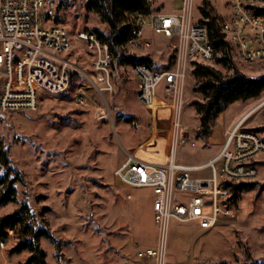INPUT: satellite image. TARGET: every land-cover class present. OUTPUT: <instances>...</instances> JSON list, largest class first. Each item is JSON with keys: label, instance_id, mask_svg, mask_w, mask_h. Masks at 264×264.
<instances>
[{"label": "rangeland", "instance_id": "374dc122", "mask_svg": "<svg viewBox=\"0 0 264 264\" xmlns=\"http://www.w3.org/2000/svg\"><path fill=\"white\" fill-rule=\"evenodd\" d=\"M84 3L67 0L55 18L69 31L73 45L62 55L92 74L85 44L76 34L94 28L106 30V25L86 10ZM175 4L177 0H153L152 7L170 12ZM174 42L145 27L141 45H127L126 51L150 58L154 69H170L175 63V57L171 59L175 56ZM235 61L247 76L264 75V62L247 64L238 56ZM200 62L226 72L215 60ZM132 67L112 65L113 89L105 92L104 98L88 89L83 77L76 89L69 85L55 98L43 97L36 111L0 114V142L9 148L11 164L18 171L10 176L18 178L13 184L16 201L0 205V218L23 215L25 224L32 225L29 235L8 231L7 243L0 248V264H29L34 250L12 252L21 241L38 246L45 254L44 264H152L137 257V243L154 246L158 239L151 191L120 187L114 177V170L125 159L124 149L152 157L155 142L166 137V132L160 131L167 127H161L154 111L137 98ZM192 69L190 63L182 121L194 129L190 141L195 146L187 143L178 147L176 160L183 164L204 163L222 146L194 139L199 123L192 102L199 96L194 91ZM79 89L87 91L93 106L79 102ZM158 100L166 106L162 104V87ZM106 105L110 117L102 114ZM221 114L223 137L227 128L242 120L245 129H254L264 138V93L231 104ZM104 117L108 121H102ZM258 162L257 177L244 182L253 183L252 187L233 199V216L222 218L208 230L198 223L171 221L165 264H264V153ZM22 207L32 216L21 212Z\"/></svg>", "mask_w": 264, "mask_h": 264}, {"label": "built area", "instance_id": "2783aa9c", "mask_svg": "<svg viewBox=\"0 0 264 264\" xmlns=\"http://www.w3.org/2000/svg\"><path fill=\"white\" fill-rule=\"evenodd\" d=\"M61 0H0V114L36 111L43 97L55 98L70 84L69 69L77 70L104 98L113 89V56L108 42L93 31L82 30L76 38L84 42L92 74L64 57L73 49L71 35L55 23ZM150 11L138 16V28L128 44L141 45L144 28L174 42L175 63L157 70L143 64L132 67L137 83V98L152 109L162 87L163 105L169 107L165 159H145L124 149L125 159L114 170L120 187L148 189L152 194L154 221L158 227L156 245L137 243V257L152 264H165L168 232L172 220L198 223L203 230L215 227L224 217L234 215L229 183L254 180L259 156L264 153V138L242 126V120L227 128L219 152L200 164L176 160L178 147L189 143L193 128L182 121L185 83L192 61L210 62L215 48L208 40V28L197 9V0H177L170 12ZM222 30L235 44L239 58L247 64L264 62V0H216ZM77 99L93 106L87 91L78 90ZM159 101V100H158ZM109 116V108L102 109ZM158 138V137H157ZM131 198V195L128 196ZM7 241L0 242L3 249Z\"/></svg>", "mask_w": 264, "mask_h": 264}, {"label": "trees", "instance_id": "16d2710c", "mask_svg": "<svg viewBox=\"0 0 264 264\" xmlns=\"http://www.w3.org/2000/svg\"><path fill=\"white\" fill-rule=\"evenodd\" d=\"M66 1H60L57 13L66 4ZM150 6L147 0H85V9L97 14L102 23L106 25V30L94 28L92 31L102 41L109 43L113 56L112 65L124 67L143 64L152 68L150 58L137 57L126 51L129 39L134 36L138 28V16L148 14ZM218 8L217 1L202 0L197 4L201 21L205 22L208 28V40L215 48V56L212 61L215 60V63L226 71L224 73L212 65L202 64L200 61L191 62L194 91L199 96L192 102L199 123L198 129L194 133V139H198L202 143L208 140L217 117L229 105L259 98L264 93V75L251 77L238 69L235 61L238 56L237 48L222 30L223 19L218 15ZM259 12L264 14V10ZM55 23H60L58 17L55 18ZM174 57L172 56L171 59ZM171 66L172 64L167 68ZM70 69L69 85L72 89H76L83 76L77 70ZM102 121H108V118L104 117ZM247 130L258 133L254 129ZM12 173L17 174L18 171L11 164L9 148L0 142V205L16 201V188L13 184L18 181V178L14 176L10 179ZM229 185L234 199L242 191L250 189L253 183L238 182L229 183ZM20 209L26 215L32 216L24 207ZM25 219L23 215L0 218V242L7 241L9 230L15 232L20 230L29 235L32 225L25 224ZM23 249L35 251V255L29 258V264H44V252L38 246L27 245L25 241L19 242L12 252H21Z\"/></svg>", "mask_w": 264, "mask_h": 264}, {"label": "crops", "instance_id": "0c3cea01", "mask_svg": "<svg viewBox=\"0 0 264 264\" xmlns=\"http://www.w3.org/2000/svg\"><path fill=\"white\" fill-rule=\"evenodd\" d=\"M222 115V114H221ZM153 124V123H152ZM155 131L157 132V120H155ZM221 127H224V124H223V122L221 121L220 122V116L217 118V120H216V123H215V126L213 127V129H212V132H211V134H210V136L208 137V140H207V144H210V145H217V144H220V145H222V142H223V140H224V137L221 135ZM154 129V128H153ZM164 130V129H163ZM223 130H225V128L223 129ZM154 131V130H153ZM157 135V134H156ZM165 137H163V138H161V141L160 142H165ZM143 141V140H142ZM141 141V142H142ZM141 142L138 144V147L140 146V144H141ZM156 143V145L158 144V141H156L155 142ZM156 145H155V147H156ZM159 146V145H158ZM135 149H136V147H134ZM137 150V149H136ZM165 152H166V150H165V148L163 147V148H161V153L159 154V156H156V155H154V156H147V155H145V154H143V153H141V152H136V153H138V154H140L141 156H145V159H156V160H158V159H160V160H164L165 159ZM219 152V151H218ZM217 152V153H218ZM216 153V154H217ZM215 154V155H216ZM215 155H213V156H215ZM160 156H161V158H160ZM212 156V157H213ZM211 157V158H212ZM144 158V157H143ZM210 159V158H209Z\"/></svg>", "mask_w": 264, "mask_h": 264}, {"label": "bare ground", "instance_id": "6f19581e", "mask_svg": "<svg viewBox=\"0 0 264 264\" xmlns=\"http://www.w3.org/2000/svg\"><path fill=\"white\" fill-rule=\"evenodd\" d=\"M152 110L154 111V113L156 115L155 119L158 120L159 125L161 127H164V126L167 127V119H168V115H169V107L168 106L164 107V106L158 104L157 101H156L155 104H154V107L152 108ZM249 113H247L246 116H244L242 118V120L245 119L248 116ZM154 127H155V123H154ZM160 144H161V142H158V144L156 145V148L154 149V152H153L152 156H154V153H155V151H157V149L159 148L158 145H160Z\"/></svg>", "mask_w": 264, "mask_h": 264}]
</instances>
